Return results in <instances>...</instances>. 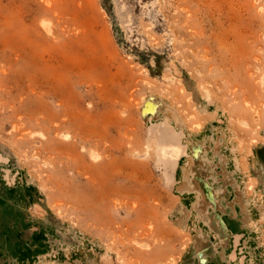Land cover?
Returning a JSON list of instances; mask_svg holds the SVG:
<instances>
[{"label":"rangeland","instance_id":"374dc122","mask_svg":"<svg viewBox=\"0 0 264 264\" xmlns=\"http://www.w3.org/2000/svg\"><path fill=\"white\" fill-rule=\"evenodd\" d=\"M0 264H264V0H0Z\"/></svg>","mask_w":264,"mask_h":264},{"label":"bare ground","instance_id":"6f19581e","mask_svg":"<svg viewBox=\"0 0 264 264\" xmlns=\"http://www.w3.org/2000/svg\"><path fill=\"white\" fill-rule=\"evenodd\" d=\"M176 54H178V53H176ZM176 59V58H175ZM186 59V57L184 58V60ZM187 59H189V58H187ZM190 60V59H189ZM184 62H182V64H183ZM188 62H187V60H186V64H187ZM187 70V69H186ZM167 97H168V95H166ZM177 100V99H176ZM175 104V103H174ZM158 108L160 109V107H159V105L156 103V102H152V103H147V105H146V111H148V112H152L153 113V116L155 117V118H157L158 117V114L157 113H155L156 112V110H158ZM169 110V109H168ZM163 112L165 113V115H167L169 118H170V114L169 113H167L166 111H164L163 110ZM60 126V125H59ZM196 149V155L198 156V148H195ZM160 150H161V152L163 153V155L164 156H167V155H170L171 157H174V158H176V157H178L179 156V152H180V150H179V147H177V146H174V145H163V146H161V148H160ZM138 153H135V155H137ZM140 154H138V156H139ZM141 156V155H140ZM196 185H198V182L196 181Z\"/></svg>","mask_w":264,"mask_h":264}]
</instances>
